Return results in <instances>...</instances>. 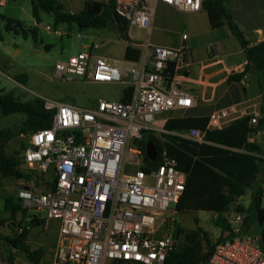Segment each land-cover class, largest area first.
I'll use <instances>...</instances> for the list:
<instances>
[{
	"label": "built area",
	"instance_id": "obj_1",
	"mask_svg": "<svg viewBox=\"0 0 264 264\" xmlns=\"http://www.w3.org/2000/svg\"><path fill=\"white\" fill-rule=\"evenodd\" d=\"M156 1L183 12L202 8V0ZM116 11L129 25L148 30L153 7L144 0H133L126 11ZM53 32L69 36L67 30ZM180 40L176 48L143 41L141 55L128 67L97 56L98 43L83 46L77 54L54 64L53 78L57 81L124 82L130 92L125 101L98 99L90 108L40 99L43 108L52 112L51 123L28 134L20 167L42 176L50 173L52 180L41 192L21 185L16 197L36 218L58 221L48 264H166L169 254L181 244L176 204L187 174L177 167L166 144L169 137L196 144L206 141L204 132L195 128L168 131L156 127L158 114L185 110L193 104L192 96L181 88L193 63L187 34H181ZM258 40L264 41V29ZM233 113L235 106L214 111L206 128L227 126L234 120L226 124ZM247 116V141L254 143L261 116ZM146 133L154 137L150 139L156 149L153 161L144 152L148 140L141 147ZM145 160L154 166L144 170ZM239 200L234 199L223 214L232 238L217 243L205 264H264V224L256 236L242 233L246 215L236 210Z\"/></svg>",
	"mask_w": 264,
	"mask_h": 264
},
{
	"label": "trees",
	"instance_id": "obj_2",
	"mask_svg": "<svg viewBox=\"0 0 264 264\" xmlns=\"http://www.w3.org/2000/svg\"><path fill=\"white\" fill-rule=\"evenodd\" d=\"M31 14L36 23L40 22V14H52L53 30L63 26L69 32L72 27L78 30L103 29L114 26L117 33L125 37L129 24L116 11L115 0H85L83 8L77 13L65 11L57 0H30ZM202 9L205 10L209 26L212 29L227 25L233 36L239 42L246 57L247 64L238 74H232L228 81H239L248 72H254L260 92L264 88V41L251 44L246 40L244 33L233 21L229 0H202ZM6 22L5 29L30 37L37 43V28H27L20 21L0 16ZM140 51L130 45L124 50V59L136 62ZM20 83V79L18 80ZM129 90H124L122 101L128 98ZM262 93V98H263ZM0 111L3 115L22 113L25 120L17 129H0V176L5 178L26 179L31 175L21 170V156L8 155L6 145L20 134H30L50 126L52 112L45 110L42 101L38 98L20 100L11 94L3 93L0 89ZM248 116L232 120L221 129H207V117H176L169 118L164 123L168 131H186L191 128L204 132L206 143L196 144L185 139L169 137L166 144L169 154L177 162V167L187 174L184 191L176 204V211H202L215 214L214 225L221 231V236L211 242L207 233L197 227L186 231L179 247L169 254L166 264H205L213 247L226 239L232 238L230 226L224 218V213L234 199L242 198L250 191V202L247 208L238 206L236 210L246 215L242 233L250 230L251 225L260 227L264 224V206H261L260 190L255 186L261 171L264 159L257 157L259 148L254 143L247 141L249 132ZM256 128L264 129V119L261 117ZM154 139L150 134H145L141 147L146 140ZM25 146H23V149ZM231 149H243L246 152H237ZM144 170L154 166L145 160ZM35 174V173H33ZM47 188L50 184L47 183ZM46 188V189H47ZM45 189V190H46ZM4 212L6 219H14L17 214L24 216L26 211L17 203L12 195L4 199ZM26 225L19 227L18 235L8 243L13 248L25 252L30 264H41L44 255L41 249L29 251L25 247V240L29 231L40 226L43 220H38L31 215ZM5 220V219H4ZM248 229V230H246ZM180 232V228L178 229ZM225 234V235H223ZM205 248V250H204ZM112 264H132L122 261H113ZM136 264V263H133Z\"/></svg>",
	"mask_w": 264,
	"mask_h": 264
},
{
	"label": "rangeland",
	"instance_id": "obj_3",
	"mask_svg": "<svg viewBox=\"0 0 264 264\" xmlns=\"http://www.w3.org/2000/svg\"><path fill=\"white\" fill-rule=\"evenodd\" d=\"M82 1L58 0L65 11L71 13L81 10ZM40 18L37 43H33L30 37H22L6 32L4 29L5 23L0 20V36L2 38V41L0 40V89L3 90V93L11 94L20 100L44 98L84 108L92 107L98 99L119 101L126 88L124 82L99 84L80 78L75 81L60 82L53 78V67L57 61L67 60L69 56L77 54L83 46L91 43L100 45L97 56L117 59L122 67H128L130 63L123 57L125 37L120 36L113 25H110L109 28L83 30L72 27L69 36H60L53 33L52 14H41ZM27 24L29 26L36 25L35 22ZM46 25L51 27L50 31L44 29ZM127 30L132 31L134 37L139 36L140 31L133 26L130 25ZM77 35H81L82 38H78ZM19 79L22 81L21 83L18 81ZM183 114L182 110L158 114L156 116V127H163L170 116ZM24 120L25 115L22 113L3 115L0 111V129H17ZM27 141L28 134L23 133L16 136L7 143L6 153L20 157L24 150L23 146L27 145ZM127 169L130 171L135 168ZM21 170L23 173L31 175L29 181L0 176V211L4 197L12 195L17 202L16 192L19 184L30 186L34 192H41L47 188V183L52 180L50 173L42 176L35 170L23 167H21ZM239 201L240 205L246 208L250 202V191ZM19 204L21 205V203ZM261 206H264L263 203H261ZM21 207L23 208L22 205ZM24 209L26 211L24 216L17 214L11 220L6 219L8 214H5L4 211L0 212V264H30L25 252L13 248L8 243L18 235L19 227L25 226L29 218L32 219L31 212L26 208ZM43 214L41 213V215ZM177 220L182 239L184 232L194 230L197 227L207 233L211 242L222 235L220 229L214 225L215 214L202 211H185L178 214ZM57 227L58 221L56 219L43 220L40 226L32 228L27 234L24 242L25 247L29 251L41 249L46 257H50L57 237ZM249 229H246L248 231L245 234L250 236H256L260 232V227L254 225H251ZM105 264H112V262L106 261Z\"/></svg>",
	"mask_w": 264,
	"mask_h": 264
},
{
	"label": "crops",
	"instance_id": "obj_4",
	"mask_svg": "<svg viewBox=\"0 0 264 264\" xmlns=\"http://www.w3.org/2000/svg\"><path fill=\"white\" fill-rule=\"evenodd\" d=\"M84 1H82V8ZM132 1L115 0L116 9L126 11ZM144 1L153 7L150 26L148 30L133 26L140 31L138 37H134L132 31L126 30L125 47L130 45L138 49L140 55L142 52L140 44L145 40L153 44L176 48L181 43V34L186 33L191 48L193 63L188 67L187 77L182 81L181 88L192 96L193 104L190 108L182 110L183 115L169 118H208L214 111L235 106L236 113L228 116L226 124L232 119L251 114H257L264 119V97L262 98L264 88L261 93L255 73L248 72L239 81H228L230 75L244 70L247 61L243 49L227 25L212 29L209 26L207 14L202 8L197 12H183L156 0ZM229 10L233 21L244 33L246 40L251 44L257 43L258 34L264 29V0H229ZM0 16L18 20L27 28L36 27L39 35L38 23L31 14L30 0H0ZM0 20L6 25L4 19L0 18ZM30 22H35L36 25L29 26L27 23ZM50 28L49 25L44 27L47 31H50ZM57 29L61 33L66 30L63 26ZM5 31L20 35L6 29ZM0 40L2 41L1 36ZM254 144L259 148L258 155L264 159V129H260L254 138ZM21 185L19 184L17 188ZM256 187L260 191L263 190L260 192L259 200L264 205V163L261 166ZM1 208V211H4V207ZM51 259L52 254L50 257L43 255L41 263L48 264Z\"/></svg>",
	"mask_w": 264,
	"mask_h": 264
},
{
	"label": "water",
	"instance_id": "obj_5",
	"mask_svg": "<svg viewBox=\"0 0 264 264\" xmlns=\"http://www.w3.org/2000/svg\"><path fill=\"white\" fill-rule=\"evenodd\" d=\"M144 152L146 155V158L150 161H153L156 156V149L155 145L152 140H148L144 145ZM17 202H20V199L17 198Z\"/></svg>",
	"mask_w": 264,
	"mask_h": 264
}]
</instances>
